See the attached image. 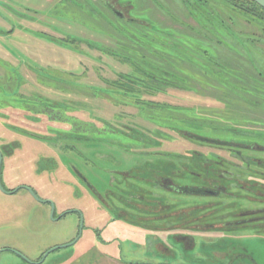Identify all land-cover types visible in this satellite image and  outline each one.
<instances>
[{"label":"rangeland","instance_id":"1","mask_svg":"<svg viewBox=\"0 0 264 264\" xmlns=\"http://www.w3.org/2000/svg\"><path fill=\"white\" fill-rule=\"evenodd\" d=\"M124 2L149 28L118 49L98 0H0L2 186L54 206L0 191V264L70 244L81 217L41 264H264V34L181 0ZM149 30L178 46L158 51L185 88L118 78L130 68L106 52ZM118 79L137 89L124 101L106 96Z\"/></svg>","mask_w":264,"mask_h":264},{"label":"trees","instance_id":"2","mask_svg":"<svg viewBox=\"0 0 264 264\" xmlns=\"http://www.w3.org/2000/svg\"><path fill=\"white\" fill-rule=\"evenodd\" d=\"M185 6V9H192L195 7L207 8V11L209 14L216 13L220 15L223 22L235 30L233 32L236 33H248L243 30L246 28L252 29V32L254 30L261 31L262 34H264V10L256 5L254 2L250 0H181ZM219 6L220 9H217ZM217 7V8H216ZM217 9V11H216ZM210 10V11H209ZM219 10L222 14L219 13ZM189 13V12H188ZM190 14V13H189ZM114 22L109 21L110 29L113 33L117 34V37L114 36V40L118 44V49H122V45H125L122 41L123 36L125 39H128L130 43H132V40L134 39L131 35H133V31L131 28L134 26L135 31H141V28H149V26H144L147 23H140L134 22L133 24H129V22L122 21L121 19L115 17ZM246 26V28H244ZM155 31V30H154ZM154 31H146V40H141L142 43L134 46V45H126L125 51L120 53L115 51L116 53H108L106 54L110 55L111 57H117L119 62H122L123 65H127L130 68L129 75H125L123 73H118V78L129 76L131 77L133 75H140L142 76V79H138V87L146 88V92L148 94H151V91H158L161 92L162 88H177L183 89L185 87L177 86L176 80L174 81V76L170 74L169 68L167 63L172 65V60L169 56H166V58L163 57V61L161 58V55L158 50L164 48L170 49V52L174 53V51H171V49L176 50L178 47L177 45L174 46V43H170V40L168 39L169 46L162 47L163 41L165 40V37L162 39H159V35H156L153 33ZM152 33L154 36H152ZM120 34V35H119ZM111 35V34H110ZM218 36V34H216ZM242 35V34H241ZM250 35V34H249ZM255 35V34H253ZM152 36V37H151ZM145 37V36H144ZM219 37V36H218ZM238 37V36H236ZM68 39L71 40L68 42ZM122 40V41H121ZM167 40V39H166ZM217 41L221 42L219 39L216 38ZM260 40V39H259ZM66 41L69 43V45H72L74 42H76V38L74 37H68ZM78 41L81 42V40L78 39ZM137 41V40H136ZM71 42V43H70ZM146 42V43H145ZM145 44V45H143ZM88 45H90L88 43ZM91 46V45H90ZM102 51V49H99ZM131 51L135 52V55L131 53ZM166 50H164V53H170ZM206 53V52H205ZM207 54V53H206ZM218 54V52L216 53ZM169 59V61L167 60ZM219 57L216 55V59L214 60V66H219L220 68H225V66L219 62ZM221 75L217 72L215 77L219 78ZM176 78V77H175ZM114 81V82H105L106 83V91H115L118 92V94H107V97L114 98L118 101H124L129 94L133 93L134 89H132L131 82L126 81ZM169 85V86H168ZM101 89L100 91H105ZM108 93V92H107Z\"/></svg>","mask_w":264,"mask_h":264},{"label":"flooded vegetation","instance_id":"3","mask_svg":"<svg viewBox=\"0 0 264 264\" xmlns=\"http://www.w3.org/2000/svg\"><path fill=\"white\" fill-rule=\"evenodd\" d=\"M114 1L115 2H117V4H118V6L120 7V8H122L123 10H125V11H118V9H116V7H115V5L113 4L114 3ZM98 2L99 3H101L102 4V6L108 11V13L109 14H111L112 16H114V17H117V18H119V19H121L122 21H125V22H127L128 20H132V19H130L129 17H128V15H129V12H130V9H131V6H130V3H128V2H124L123 4H121L120 3V0H98ZM98 8V7H97ZM9 9H11V8H9ZM1 10V9H0ZM3 11V10H2ZM99 11H101V10H99ZM5 12V11H4ZM8 13V12H7ZM110 20V19H109ZM24 21H27L28 23H24ZM136 22H138V21H136ZM22 23H24V25L25 26H32V21L30 22L29 20H24V18H23V21H22ZM11 31V33H14V29H11L10 30ZM17 85H18V90L21 88V84H19V83H17ZM29 99H32V98H29ZM31 106H29V107H27V108H24V109H28V108H30ZM0 155H1V157H2V164H3V161H4V159L7 157V152H6V150H4V148H0ZM1 171H2V166H1ZM80 179H81V176H80ZM82 180V179H81ZM85 179H83L82 181L85 183V181H84ZM0 181H1V177H0ZM170 184V183H169ZM86 185V184H85ZM1 186H2V181H1ZM252 186V185H251ZM3 187V186H2ZM86 187H88L87 185H86ZM19 188V187H18ZM18 188H16V189H18ZM21 189H24L23 187H20ZM20 188L17 190V191H19L20 190ZM4 189V188H3ZM15 189V188H14ZM14 189H6V192H12V191H14ZM30 189H32V188H30ZM5 190V189H4ZM16 191V192H17ZM32 191L34 192V190L32 189ZM15 192V193H16ZM257 193H259V194H262L261 193V191H257ZM14 194V193H13ZM262 195H264V194H262ZM46 204H48V203H46ZM48 205H50V204H48ZM80 239V238H79ZM62 249V248H61ZM4 250V249H3ZM49 250H51V249H49ZM48 250V251H49ZM59 250V249H58ZM55 251H57V250H55ZM47 252V251H46ZM45 252V253H46ZM44 253V254H45ZM52 253V252H51ZM44 254L43 255H41V257H39V260H37V261H35V262H30V263H28L27 261H25V263L24 264H38L40 261H41V259L43 258V256H44ZM245 258H247V259H249L250 260V258L248 257V256H246ZM251 261V260H250ZM43 263V262H42Z\"/></svg>","mask_w":264,"mask_h":264},{"label":"water","instance_id":"4","mask_svg":"<svg viewBox=\"0 0 264 264\" xmlns=\"http://www.w3.org/2000/svg\"><path fill=\"white\" fill-rule=\"evenodd\" d=\"M250 1H252V2H254L256 5H258L259 7H261L263 10H264V0H250ZM1 166H2V157H1V155H0V177H1ZM24 189L25 190H27L28 192H29V194L35 199V200H37L38 202H40V203H48V204H50V206H51V218H53L54 216H53V214H54V206H53V204H52V202L51 201H42V200H39L38 199V197L36 196V194L32 191V189H30V188H28V187H24ZM18 189H15L14 191H12V192H6L4 189H3V187L1 186V181H0V191L2 192V193H6V194H13V193H15L16 191H17ZM83 225H84V222H83V218L81 217L80 218V224H79V232H78V236H77V238L74 240V241H72L70 244H68V245H66V246H64V247H57V248H52L51 250H49V251H47L45 254H44V256H43V258L41 259V261L38 263V264H41L44 260H45V258L51 253V252H54L55 250H58V249H61V248H65V247H69V246H72V245H74L78 240H79V238L81 237V234H82V230H83ZM3 251L2 250H0V253H2ZM25 261H27L26 259H24ZM28 262V261H27ZM28 263H30V262H28ZM32 264V263H31Z\"/></svg>","mask_w":264,"mask_h":264}]
</instances>
